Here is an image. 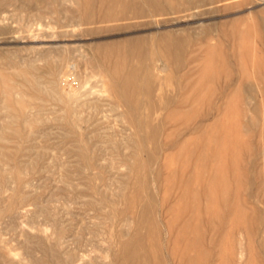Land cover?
<instances>
[{
  "label": "rangeland",
  "instance_id": "obj_1",
  "mask_svg": "<svg viewBox=\"0 0 264 264\" xmlns=\"http://www.w3.org/2000/svg\"><path fill=\"white\" fill-rule=\"evenodd\" d=\"M126 1L0 0V264H264V1Z\"/></svg>",
  "mask_w": 264,
  "mask_h": 264
},
{
  "label": "bare ground",
  "instance_id": "obj_2",
  "mask_svg": "<svg viewBox=\"0 0 264 264\" xmlns=\"http://www.w3.org/2000/svg\"><path fill=\"white\" fill-rule=\"evenodd\" d=\"M97 1V0H96ZM100 1V0H99ZM107 1V0H106ZM116 1V0H115ZM144 1H146L147 3H148V5H151V6H153V9L154 10H158L157 9V6H158V1L157 0H144ZM264 1V0H263ZM81 2H82V0H81ZM135 2H136V4H137V1L136 0H127L126 1V3H125V5H123L124 7H127V6H129V5H131V7L134 9V10H136V8H137V6L135 5ZM260 2V1H259ZM258 2V3H259ZM96 3V2H95ZM139 3V2H138ZM145 3V2H144ZM161 3V2H160ZM181 3V2H180ZM250 3V2H249ZM252 3V2H251ZM253 3H255V2H253ZM107 4V3H106ZM114 1H113V3L112 4H110L107 8V13H105V17L106 18H109V19H111V18H113V8H114ZM146 4V3H145ZM163 4V3H162ZM182 4V3H181ZM193 4V3H192ZM33 5V4H32ZM82 5V4H81ZM103 5H104V3H103ZM103 5H102V8H103ZM108 5V4H107ZM147 5V4H146ZM145 5V6H146ZM223 5V4H222ZM248 5V4H247ZM247 5H245V6H247ZM254 5H256V4H254ZM89 6V4L87 3V5H86V7H88ZM95 6V5H94ZM150 6V7H151ZM191 6V5H190ZM250 6V5H249ZM99 7V6H98ZM186 7V6H185ZM254 7V6H253ZM222 8V7H221ZM247 8H249V7H247ZM252 8V7H251ZM1 9V8H0ZM82 9V8H81ZM123 9V8H122ZM127 9V8H126ZM138 9H139V7H138ZM145 9H147V8H145ZM151 9H152V7H151ZM185 9V8H184ZM253 9V8H252ZM255 9V8H254ZM33 10V9H32ZM31 10V11H32ZM150 10V9H149ZM246 10V9H245ZM104 11V10H103ZM151 11V10H150ZM222 11V10H221ZM244 11V10H243ZM250 11H251V9H250ZM249 11V12H250ZM254 11V10H253ZM99 12V11H98ZM101 12H102V9H101ZM131 12V11H130ZM145 12H146V10H145ZM151 12H153V10L151 11ZM210 12V11H209ZM125 13V12H124ZM150 13V12H149ZM154 13V12H153ZM255 13V12H254ZM103 14V13H102ZM137 14V13H136ZM139 14V13H138ZM251 14V12L249 13V15ZM95 15V14H94ZM98 15V14H97ZM150 15H151V13H150ZM154 15V14H153ZM156 15V14H155ZM167 15V14H166ZM165 15V16H166ZM169 15V14H168ZM229 15H230V13H229ZM255 15H257L256 13H255ZM75 16H77V14L75 15ZM122 16H123V13H122ZM137 16V15H136ZM139 16V15H138ZM152 16V15H151ZM247 16H248V14H247ZM251 16V15H250ZM153 17V16H152ZM152 17H150V18H152ZM257 17V16H256ZM76 18V17H75ZM147 18V17H146ZM123 19V18H122ZM152 19H154V18H152ZM151 19V20H152ZM249 19V18H248ZM252 19V18H251ZM257 19H259V17L257 18ZM1 20V19H0ZM98 20V19H97ZM138 20V19H137ZM155 20V19H154ZM169 20H171V19H169ZM168 20V21H169ZM133 21V20H132ZM145 21V20H144ZM143 21V22H144ZM158 21V20H157ZM99 22V21H98ZM146 22L147 21H145L143 24H146ZM159 22V21H158ZM157 22V23H158ZM97 23V22H96ZM121 24H122V22H120ZM136 23H138V21H136ZM149 23H150V20H149ZM148 23V24H149ZM163 23V22H162ZM258 23L260 24V22H259V20H258ZM104 24V23H103ZM147 24V25H148ZM159 24H161V23H159ZM165 24V23H164ZM81 25H83V24H81ZM154 25V24H153ZM166 25V24H165ZM164 25V26H165ZM179 25V24H178ZM133 26H134V24H133ZM142 26V25H141ZM156 26V25H155ZM158 26V25H157ZM174 26V25H173ZM177 26V25H176ZM228 26V25H227ZM124 27V26H123ZM122 27V28H123ZM140 27V26H139ZM143 27V26H142ZM152 27V26H151ZM161 27V26H160ZM102 28H104V27H102ZM131 28V27H130ZM167 28V27H166ZM216 28V27H215ZM153 29V28H152ZM155 29V28H154ZM158 29H160V28H158ZM158 29H156L157 30V32L159 33V31H158ZM207 29V28H206ZM94 30V29H93ZM92 30V31H93ZM151 30V29H150ZM219 30V29H218ZM125 31V30H124ZM136 31V30H135ZM154 31V30H153ZM143 32V31H142ZM144 32H147V31H144ZM150 32V31H149ZM218 32V31H217ZM93 33V32H92ZM91 33V34H92ZM105 33V32H104ZM133 33H136V32H133ZM140 33H141V31H140ZM234 34H235V32H233ZM148 34V33H147ZM220 34H222L221 32H220ZM85 35V34H84ZM87 35H90V34H87ZM156 35H159V34H156ZM155 35V36H156ZM206 35V34H205ZM219 35V34H218ZM236 35V34H235ZM235 35H232L231 37H236ZM263 35V34H262ZM115 36H117V35H115ZM131 36H132V34H131ZM118 37V36H117ZM146 37H147V35H146ZM146 37H145V39H146ZM157 37H159V36H156V38ZM219 37V36H218ZM222 37H226V36H224V35H222ZM108 38V37H107ZM160 38V37H159ZM221 38V37H220ZM262 38H263V36H262ZM133 39V38H132ZM141 39V38H140ZM222 39V38H221ZM232 39H234V38H232ZM134 40V39H133ZM154 40H156L155 38H154ZM191 40H193V39H191ZM235 40V39H234ZM147 41H148V39H147ZM142 42V41H141ZM263 42H264V40H263ZM12 43V42H11ZM133 43V42H132ZM147 44H148V42H146ZM145 43V44H146ZM155 43H156V41H155ZM222 43V42H221ZM260 43V42H259ZM157 44V43H156ZM172 44V43H171ZM223 46H224V41H223ZM95 46H96V44H95ZM133 46V45H132ZM147 46V45H146ZM162 46V45H161ZM184 46V45H183ZM139 47H140V45H139ZM143 47V46H142ZM155 47V46H154ZM157 47V46H156ZM146 48V47H145ZM163 48V47H162ZM172 48H173V46H172ZM182 48V47H181ZM95 49V48H94ZM134 49H135V47H134ZM174 49V48H173ZM172 49V50H173ZM264 49V48H263ZM143 50V49H142ZM171 50V49H170ZM182 50V49H181ZM83 51V50H82ZM137 50L135 49V52H136ZM183 51V50H182ZM95 52V51H94ZM93 52V53H94ZM145 52V51H144ZM156 52H157V50H156ZM78 53V52H77ZM80 53H81V51H80ZM79 53V54H80ZM117 53V52H116ZM137 53V52H136ZM146 53H147V51H146ZM96 54V53H95ZM128 54H129V51H128ZM148 54H149V51H148ZM148 54H147V57H148ZM157 55H158V53H156ZM4 55V54H3ZM141 55H143V54H141ZM156 55V56H157ZM171 55H172V51H171ZM8 56V55H7ZM79 56H81V55H79ZM91 56V55H90ZM95 56H97V55H95ZM130 56V55H129ZM136 56V55H135ZM134 56V57H135ZM184 56V55H183ZM5 57V56H4ZM82 57H83V55H82ZM172 57V56H171ZM224 57H226V56H224ZM129 59H130V57H128ZM155 58V57H154ZM6 59V58H5ZM103 59V58H102ZM147 59V58H146ZM184 59V58H183ZM148 60V59H147ZM180 60V59H179ZM227 60V59H226ZM225 60V61H226ZM146 61V60H145ZM161 61V60H160ZM224 61V62H225ZM112 62V61H111ZM142 62V61H141ZM147 62V61H146ZM149 62V61H148ZM147 62V63H148ZM156 62V61H155ZM163 62H164V58H163ZM102 63V62H101ZM146 63V64H147ZM169 63H171V60L169 61ZM172 63H173V61H172ZM105 64H106V62H105ZM164 64V63H163ZM224 64H226V62L224 63ZM126 65L128 66V63H126ZM158 65V64H157ZM227 65H228V62H227ZM72 66H73V64H72ZM126 66V67H127ZM155 66V65H154ZM147 67V66H146ZM162 67V66H161ZM163 67H164V65H163ZM73 68V67H72ZM107 68V67H106ZM111 68V67H110ZM167 68H169V67H167ZM173 68H174V66H173ZM160 69V68H159ZM165 69V68H164ZM125 70H127V69H125ZM142 70H143V68H142ZM163 70V69H162ZM109 71V70H108ZM147 71V70H146ZM168 71V70H167ZM174 71H175V69H174ZM33 72V71H32ZM109 72H111L110 74L111 75H113L115 78H117L116 80H118V83H119V85H120V87H121V89L123 90V94L126 92V90H129L130 92H132L133 94L134 93H136L135 95H133V97H131V98H128V96L127 95H123V97H122V101L124 102V107H130V108H132V110H134V112H138V108H139V106L140 105H147L146 107L148 108L149 106H151L152 104H150V103H148V104H146V103H144V100H140L141 98H138V96L139 97H142L143 99H145V100H147L148 98H150V96H151V91H152V89H151V83L149 84V82H148V78L149 77H151V75L148 73V72H141V71H139L138 69H133V70H128L127 72H125V73H123L122 72V75H119V71H118V69L117 68H114L112 71L110 70ZM232 72H233V70H232ZM106 74H107V72H106ZM109 74V73H108ZM107 74V75H108ZM173 74H174V72H173ZM177 74V73H176ZM231 74V73H230ZM229 74V75H230ZM163 75V74H162ZM175 75V74H174ZM172 76V75H171ZM223 76V75H222ZM104 77V76H103ZM110 77V76H109ZM160 77V76H159ZM228 77V76H227ZM230 77V76H229ZM232 77V76H231ZM161 78H162V76H161ZM112 78H110V80H111ZM173 79V78H172ZM113 80V79H112ZM113 81H115V80H113ZM116 83V82H115ZM108 84V83H107ZM173 84H174V82H173ZM177 85V84H176ZM175 84H174V88H175V86H176ZM214 85V84H213ZM179 87V86H178ZM220 89H222V88H220ZM174 90H176V89H174ZM118 91V90H117ZM166 91V90H165ZM164 91V92H165ZM222 91H224L223 89H222ZM119 92V91H118ZM129 92V93H130ZM176 92V91H175ZM217 92H219L218 90H217ZM217 92H215L216 93V95H217ZM221 92V91H220ZM195 93V92H194ZM119 94H121V92L119 93ZM175 94V93H174ZM173 94V95H174ZM165 95V94H164ZM166 96V95H165ZM152 97V96H151ZM153 98V97H152ZM171 98H173L172 96H171ZM134 101H133V100ZM136 99V100H135ZM31 100V99H30ZM108 100V99H107ZM152 100V99H151ZM177 100V99H176ZM152 101H154V100H152ZM166 101V100H165ZM28 102V101H27ZM98 103V102H97ZM123 104V103H122ZM142 105V106H143ZM175 106V105H174ZM133 107H135V109H133ZM167 107V105L165 106V108ZM169 107H173V106H169ZM65 108V107H64ZM152 110V109H151ZM166 110V109H165ZM130 111V110H129ZM164 111V110H163ZM149 112L150 111H148V114H145V117H144V115H143V117H140V118H138L137 120H134V124H137L138 126H142V125H149L150 124V114H149ZM173 112V111H172ZM69 113H70V111H69ZM201 113V112H200ZM130 114H131V111H130ZM138 114V113H137ZM136 114V115H137ZM163 114H165L164 112H163ZM134 115H135V113H134ZM139 115V114H138ZM162 116V115H161ZM131 118H133V116L131 115ZM137 118V116L135 117V119ZM161 118V117H160ZM198 118H200V117H198ZM21 119V118H20ZM162 119V118H161ZM66 120V119H65ZM163 120V119H162ZM21 121V120H20ZM196 121V120H195ZM64 122V121H63ZM158 122V121H157ZM198 122H200V121H198ZM197 122V123H198ZM203 122V121H202ZM153 124V123H152ZM157 124V123H156ZM155 124V125H156ZM154 125V124H153ZM162 125H163V123H162ZM30 127H31V125H29ZM137 126V127H138ZM136 127V126H135ZM137 127H136V130H137ZM144 127V126H143ZM150 127H151V125H150ZM149 127V128H150ZM157 127V129H158V131H160L159 130V128H158V126H156ZM31 129V128H30ZM144 129V131H145V127L143 128ZM194 129V128H193ZM135 130V131H136ZM139 130H140V128H139ZM150 132H149V134H148V136H147V138L148 139H150V140H153L154 139V129L151 127L150 128ZM162 131V130H161ZM160 131V132H161ZM164 131V130H163ZM142 133V132H141ZM143 134H145V133H143ZM161 134V133H160ZM159 134V135H160ZM81 136H83V135H81ZM141 136V135H140ZM22 137V136H21ZM144 138H145V135H144ZM134 139V138H133ZM159 139V138H158ZM197 139V138H196ZM136 140V139H135ZM134 140V141H135ZM172 140V139H171ZM141 141H142V138H141ZM163 141V140H162ZM162 141H161V143H162ZM153 142V141H152ZM140 143V142H139ZM154 143V142H153ZM159 144H160V142H159ZM143 145V144H142ZM146 145V144H145ZM161 146H162V144H160ZM159 145V146H160ZM167 145V144H166ZM165 145V146H166ZM147 146V145H146ZM145 146V147H146ZM149 146V145H148ZM147 146V147H148ZM164 146V147H165ZM82 148H83V146H81ZM144 147V146H143ZM146 147V148H147ZM151 147V146H150ZM150 147H148V148H150ZM153 147V146H152ZM137 149H138V147H137ZM144 149V148H143ZM151 149V148H150ZM154 149V151H155V148H153ZM161 149V148H160ZM160 149H158V151L160 150ZM86 151V150H85ZM146 151H147V149H146ZM145 151V152H146ZM144 152V153H145ZM155 152H157V151H155ZM155 152H154V155H156L155 154ZM86 153V152H85ZM87 154V153H86ZM148 154V153H147ZM147 158V157H146ZM150 159V158H149ZM148 159V160H149ZM192 159V158H191ZM190 159V160H191ZM126 160V159H125ZM127 161V160H126ZM129 162V161H128ZM141 162V161H140ZM166 162V161H165ZM152 164H153V160H152ZM150 165V164H149ZM159 165V164H158ZM157 165V166H158ZM153 166V165H152ZM152 166H150V167H152ZM144 167V166H143ZM160 167V166H159ZM140 168H142V167H140ZM139 168V169H140ZM158 168V167H157ZM152 169V168H151ZM155 169V168H154ZM154 169H153V171H154ZM147 170V169H146ZM151 171V170H150ZM156 171H157V169H156ZM133 172V171H132ZM134 173V172H133ZM161 173V172H160ZM165 173V172H164ZM150 174H151V172H150ZM162 174V176H163V173H161ZM166 174V173H165ZM164 174V175H165ZM156 175V174H155ZM134 176V175H133ZM144 176V175H143ZM152 176V175H151ZM187 176V175H186ZM185 176V177H186ZM148 177H149V174H148ZM130 178H133V177H130ZM152 178L153 177H151V180H152ZM161 179V178H160ZM160 179H159V181H160ZM131 181V180H130ZM158 180L155 178V183H158L157 182ZM129 183V182H128ZM144 182H143V180H142V184H143ZM176 183H177V180H176ZM129 184H131V183H129ZM147 184H149L150 185V183H147ZM151 184H152V181H151ZM195 184V183H194ZM144 185V184H143ZM155 185V184H154ZM158 185V184H157ZM132 186V185H131ZM145 186H146V184H145ZM148 186V185H147ZM152 186V185H151ZM150 186V187H151ZM156 187V186H155ZM154 187V188H155ZM158 187V186H157ZM129 188H130V185H129ZM147 188V187H146ZM154 188H152V190L151 191H154L155 192V190H157L158 188H155V190H153ZM145 189V188H144ZM133 190V189H132ZM177 190V189H176ZM161 191V190H160ZM135 192V191H134ZM147 192V191H146ZM153 192V193H154ZM158 192V191H157ZM181 192V191H180ZM156 193V192H155ZM154 193V194H155ZM134 194V193H133ZM174 194V193H173ZM179 194V193H178ZM149 195V194H148ZM156 195H158L157 193L155 194V196ZM152 195H150V196H148V197H151ZM157 197V196H156ZM126 198V197H125ZM133 198V197H132ZM176 198V197H175ZM148 199V198H147ZM159 199V198H158ZM170 199V198H169ZM123 200V199H122ZM149 200V199H148ZM157 200V199H156ZM175 200V199H174ZM150 201V200H149ZM172 201H173V199H172ZM171 201V202H172ZM125 202H126V200H125ZM142 202V201H141ZM151 202H152V200H151ZM170 202V203H171ZM143 203V202H142ZM157 203V202H156ZM166 204V203H165ZM168 204V203H167ZM150 205H151V203H150ZM157 205V204H156ZM169 205V204H168ZM168 205H166V206H168ZM142 206V205H141ZM159 206V205H158ZM157 206V207H158ZM166 206H164V207H166ZM171 206V205H170ZM144 207V206H143ZM160 207V206H159ZM138 210H139V208H138ZM149 210V209H148ZM158 210V209H157ZM203 210V209H202ZM136 211H137V209H136ZM153 211H155V210H153ZM152 211V212H153ZM126 212V211H125ZM124 212V213H125ZM159 212V211H158ZM161 213H162V210H161ZM138 214V213H137ZM140 214V213H139ZM159 214V213H158ZM153 215H154V213H153ZM119 217V216H118ZM125 217V216H124ZM167 217V216H166ZM178 219V218H177ZM136 220V219H135ZM183 220H184V218H183ZM165 224V223H164ZM163 227V226H162ZM177 229V228H176ZM135 230V229H134ZM174 230H175V228H174ZM166 231V230H165ZM142 232V231H141ZM130 238V237H129ZM128 239V238H127ZM166 240V239H165ZM134 241V240H133ZM127 242V241H126ZM163 243H165V242H162V244ZM117 244V243H116ZM131 245H132V243H131ZM171 245V244H170ZM169 245V246H170ZM169 246H168V248H169ZM120 251V250H119ZM123 252V251H122ZM111 253V252H110ZM129 253V252H128ZM118 254V253H117ZM120 254H121V251H120ZM110 255V254H109ZM119 255V254H118ZM125 255H126V253H125ZM124 254H123V256L124 257H126ZM133 255H134V257H136V258H138V256H137V254L134 252L133 253ZM73 256V255H72ZM122 257V256H121ZM73 258V257H72ZM78 258V257H77ZM111 258H112V256H111ZM114 259V258H113ZM118 263V262H117ZM65 264V263H64ZM114 264V263H113ZM126 264H127V262H126ZM169 264V263H168ZM170 264H173V263H170ZM179 264H181V263H179Z\"/></svg>",
  "mask_w": 264,
  "mask_h": 264
}]
</instances>
